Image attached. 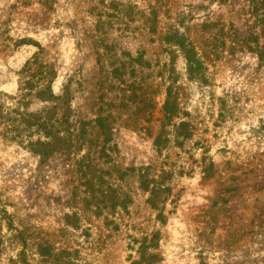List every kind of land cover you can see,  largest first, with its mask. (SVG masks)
Here are the masks:
<instances>
[{
    "label": "rangeland",
    "instance_id": "obj_1",
    "mask_svg": "<svg viewBox=\"0 0 264 264\" xmlns=\"http://www.w3.org/2000/svg\"><path fill=\"white\" fill-rule=\"evenodd\" d=\"M0 264H264V0H0Z\"/></svg>",
    "mask_w": 264,
    "mask_h": 264
},
{
    "label": "trees",
    "instance_id": "obj_2",
    "mask_svg": "<svg viewBox=\"0 0 264 264\" xmlns=\"http://www.w3.org/2000/svg\"><path fill=\"white\" fill-rule=\"evenodd\" d=\"M193 51L194 48H193ZM28 64V63H27ZM32 80L27 81L25 84L27 88H32ZM37 96L43 100H53L58 98L53 92L51 84L46 85L43 88H39L37 91ZM55 107H50L48 109H42L39 111L28 112L24 116L25 121L30 126H35L38 130L44 132V138H38L37 140L31 141V148L39 152L43 157H48L53 152L60 148H64L67 145V136L63 133L58 122L60 121L55 115ZM101 127H106L103 119L99 118Z\"/></svg>",
    "mask_w": 264,
    "mask_h": 264
}]
</instances>
